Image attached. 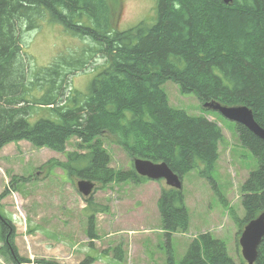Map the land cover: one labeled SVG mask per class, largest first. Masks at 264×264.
<instances>
[{"label":"trees","instance_id":"16d2710c","mask_svg":"<svg viewBox=\"0 0 264 264\" xmlns=\"http://www.w3.org/2000/svg\"><path fill=\"white\" fill-rule=\"evenodd\" d=\"M119 10L120 0H0V151L25 141L64 154L65 161L45 163L48 172L59 168L98 190L146 182L132 165L127 170L110 167L102 142L109 138L131 163H164L179 180L196 170L216 191L212 172L223 141L220 126L171 107L162 85L171 81L181 94L195 95L205 111L215 112L205 106L209 103L247 107L264 130V0H157L155 23L123 31L116 29ZM43 18L89 40L91 47L80 57L59 58L34 70L21 46L22 33L37 29ZM95 56L102 62L91 69L95 76L88 91L74 90L72 77L89 70ZM31 117L37 120L31 123ZM234 126L241 146L258 161L241 186L244 216L231 214L238 240L244 226L264 212V142L246 127ZM71 139L78 151L66 152ZM6 195L0 194L3 263L67 264L19 256L15 226L2 212ZM83 200L92 212L86 236L93 241L98 238L95 215L106 209L93 203L92 196ZM157 209L166 238L186 232L189 216L182 188L162 187ZM123 257L117 247L114 258ZM93 262L86 256L76 264ZM166 264L237 263L222 240L205 233L191 242L181 261L168 255ZM254 264H264V237Z\"/></svg>","mask_w":264,"mask_h":264},{"label":"rangeland","instance_id":"374dc122","mask_svg":"<svg viewBox=\"0 0 264 264\" xmlns=\"http://www.w3.org/2000/svg\"><path fill=\"white\" fill-rule=\"evenodd\" d=\"M156 3L157 0H120L116 29L123 31L139 23H155ZM38 25L35 30L24 31L21 39L23 50L33 60L30 61V66L34 70L47 67L59 58L80 57L87 46L91 47L89 40L71 36L60 25L52 24L46 18ZM27 54L23 53V58L26 59ZM101 62L102 60L95 56L88 66L89 70L77 72L71 79L72 88L86 93L95 76L91 69ZM162 90L171 107L183 110L190 116H205L214 120L223 134L219 157L212 172L216 191L196 170L182 177V191L189 216L186 232L172 233L166 238L161 230L157 200L160 189L167 185L163 179L147 180L139 185L128 182L109 185L103 190L95 189L92 201L105 207L106 212L95 215L98 238L94 242L90 241L86 236V228L87 216L92 212L87 209L85 201L77 192L76 184L79 180L68 177L59 168L52 169L49 173L45 166L49 159L65 161L64 154L47 148H33L23 142L10 145L0 155V194L7 192L1 201L2 212L12 223L22 222V226L25 224L24 233H21L19 228L14 238L20 257L30 256L31 247L28 242L25 243V239L34 231L35 223L41 221H35V218L42 217L44 221L36 226L40 237L54 242L59 239L72 241L76 246L69 247L71 251L68 256L77 259L80 255L83 259L91 256L100 264H165L168 255H171L175 262H179L191 242L205 233L222 240L234 262L239 264L243 260L236 239L238 228L232 216H244L240 204L241 186L248 174L258 168V161L249 150L241 146L235 132V123L217 112L205 111L195 95L181 94L177 85L171 81L163 84ZM40 114L42 112L38 116ZM36 120L31 117L29 121L34 123ZM102 142L110 155L112 169L131 168L130 159L119 146L109 138H103ZM76 150L78 151L76 140H69L66 152ZM23 197L28 198L27 202L23 201ZM58 201L62 203V207ZM44 203L48 204L42 208L43 214L46 215H41L35 206L41 207ZM10 208L15 210L18 221L12 217ZM17 210H20L21 214ZM117 247L123 251L122 261L114 258V250ZM34 249L37 252L32 254L33 260L41 258L38 254L41 248L34 246ZM59 253L54 251L49 255H55L58 259H47L61 262L59 259L65 255ZM135 255H138L136 259ZM0 263L4 264L2 258Z\"/></svg>","mask_w":264,"mask_h":264},{"label":"water","instance_id":"95a60500","mask_svg":"<svg viewBox=\"0 0 264 264\" xmlns=\"http://www.w3.org/2000/svg\"><path fill=\"white\" fill-rule=\"evenodd\" d=\"M231 0H224L230 3ZM207 108L219 113L225 119L246 127L255 136L264 142V130L254 121L251 111L244 106L223 107L219 104H206ZM133 168L141 177L148 180L157 181L163 179L168 187L181 189V181L169 170L164 163H152L147 160L135 159ZM77 191L83 197L92 194L94 183L81 180L76 184ZM264 237V212L257 218L248 222L241 231L238 238V244L243 260L246 264H254L257 257V249Z\"/></svg>","mask_w":264,"mask_h":264},{"label":"crops","instance_id":"0c3cea01","mask_svg":"<svg viewBox=\"0 0 264 264\" xmlns=\"http://www.w3.org/2000/svg\"><path fill=\"white\" fill-rule=\"evenodd\" d=\"M21 143H23V142H19L18 144H21ZM10 145H14V144H8L7 146H5L1 151H0V155H2V152L6 149V148H8ZM219 153H220V149H219ZM21 175V174H20ZM27 200H28V198H24L23 197V201L24 202H27ZM60 201V200H59ZM58 201V202H59ZM59 204L61 205V207H62V203H60L59 202ZM48 204L47 203H44L41 207L38 205H36L35 206V208L36 207H38V211H39V213L42 215L43 213H44V211H43V209L42 208H44V207H46ZM33 209H34V207H33ZM32 209V210H33ZM9 210H11V211H9L11 214H12V217L15 219V220H17L18 221V219H16V218H18L17 217V215L15 214V210L14 209H12V208H10ZM14 210V211H13ZM41 210V211H40ZM43 215H46V214H43ZM42 218V217H41ZM41 218H35V221H38V220H41V221H38V222H36L35 223V229H34V231L32 232L31 231V234L29 235V237H28V239H27V237H26V239H25V243H27L28 242V245H29V247H31V253H30V256L28 257L29 259H31V260H33V258H34V256L32 255V254H34V252H37V250H35L34 249V246H36V247H38V248H41V249H39L38 251L40 252V253H38L40 256H41V258L43 257H45V258H55V259H58V258H56L55 257V255H52V256H49L50 255V253H52V252H54V251H59L60 253H62L63 254V256L65 255V257L64 258H61V259H59L61 262H64V263H67V264H76V263H78V262H80L81 260H83V256L82 255H80L79 256V258L77 259V257H74V256H68L69 254H68V252L69 251H71V248H69L70 246H72V247H75L76 245L74 244V242H72V241H63V240H58L57 242H54V241H51V240H49V239H47V238H45V237H40V234L37 232V229H38V227H36V226H38L39 224H41L42 223V221H44L43 219H41ZM16 221V222H17ZM54 222H57V221H54ZM60 223V222H59ZM14 225H15V227H16V231L17 230H19V228L23 231H25V224H24V226H22L21 224H22V222H21V224H19V222L18 223H13ZM22 231H20L21 233H24V231L22 232ZM160 232H162L161 230H159ZM95 240H93V242H94ZM42 247H44V248H42ZM59 253V254H60ZM136 254V253H135ZM138 257V255H135V259ZM144 258V257H143ZM167 259V258H166ZM93 264H100V263H97V262H95V260H94V262H93ZM137 264H140V263H137ZM165 264H166V261H165Z\"/></svg>","mask_w":264,"mask_h":264}]
</instances>
